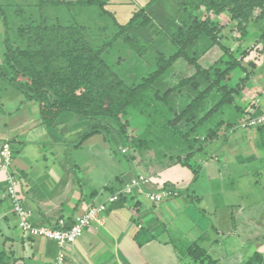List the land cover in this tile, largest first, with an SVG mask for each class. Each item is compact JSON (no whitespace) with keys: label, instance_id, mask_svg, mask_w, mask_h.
I'll list each match as a JSON object with an SVG mask.
<instances>
[{"label":"crops","instance_id":"1","mask_svg":"<svg viewBox=\"0 0 264 264\" xmlns=\"http://www.w3.org/2000/svg\"><path fill=\"white\" fill-rule=\"evenodd\" d=\"M155 3L164 5L163 0ZM253 87L248 86L246 93ZM256 92L239 123L242 132L237 134L235 126L197 155V174L183 164L160 169L153 164L157 169L147 172L127 155L119 159L102 133L72 145L70 138L79 140L89 128L88 119L66 113L48 126L37 105L0 78V149L6 141L12 145L19 190L35 225L60 218L73 221L89 206L123 189L138 172L150 177L148 189L174 191L158 204L145 197H123L110 204L100 221L74 243L61 247L22 231L6 175L0 171V256L20 259V264H59L60 253L65 255L63 264H196L187 251L198 245L207 250L210 264H264V124L243 125L264 112V91ZM97 146L100 153L105 148L111 162L104 179L96 155L93 164L86 166L91 162L87 157L82 166L68 160L74 147L94 151ZM226 195L232 200L225 201ZM182 213L187 218L183 224L176 222Z\"/></svg>","mask_w":264,"mask_h":264},{"label":"trees","instance_id":"2","mask_svg":"<svg viewBox=\"0 0 264 264\" xmlns=\"http://www.w3.org/2000/svg\"><path fill=\"white\" fill-rule=\"evenodd\" d=\"M156 1L151 0L147 7ZM101 3L102 0H39L36 5L29 2L17 4V20L0 3V23H4L5 27L3 43L0 40L3 46L0 78L21 92L27 102L36 104L43 122L48 126H54L56 120L66 113L88 119L89 128L82 133L77 146L95 134L102 133L108 138L111 129L116 126L118 134L115 130L113 134L125 140L129 148L125 155L131 160L136 161L138 155L151 154L146 156L148 161L144 163L147 172L156 168L153 164L160 166L157 167L159 169L183 164L197 174L193 158L205 153L214 140L226 136L248 113L249 106L244 107L235 100L236 96L243 95L251 72L244 60L253 46L243 49L241 42L250 33L249 28H254L261 30L256 34L258 40L264 43V0H187L183 5L190 6L186 10L191 23L186 20L182 25L179 21L180 26L173 33L164 30L157 33L164 34L176 51L169 55L160 52L152 67H143V73L144 68L147 72L138 80L129 79L121 73L119 64L129 61L122 60L121 55L115 57V54L124 53L126 48L117 50L113 42L122 39L124 44H131L130 48L143 55V50L134 44L136 40L128 38L126 31L136 26L151 27L153 18L146 13V9L131 17L115 34L114 40L108 43H102L99 30L92 27L64 24L58 15L55 17L57 22H50L49 16L58 5L91 7ZM202 5L217 15L226 13L231 21H235L231 31L239 34L237 50L241 53L240 58L222 42L223 31L228 25L217 26L208 15L201 17L195 14ZM35 7L41 10L37 16L34 15ZM44 9H49L48 19L41 14ZM142 13L149 18L141 21ZM171 16L174 19L173 13ZM202 36L210 40V45L198 57L190 49ZM216 49L222 53L213 62L210 59L206 61ZM181 58L192 68L191 74L182 76L162 94L157 83L168 76ZM250 65L255 67L254 61ZM238 68L243 69L246 76L239 85L231 86L228 84L230 74ZM202 81H206L207 86L204 87ZM183 92L192 96L191 102L179 114L174 108L176 120H170L168 110L158 111L168 121L157 123L160 131L155 139L130 134L128 129L132 126L135 113L149 106H158L154 102L170 104L174 93L181 95ZM150 95L154 97L148 99ZM154 110V113L157 112ZM178 120L184 125L178 126ZM187 253L196 264L211 263L207 250L198 245L190 247ZM0 264H20V259L1 255Z\"/></svg>","mask_w":264,"mask_h":264},{"label":"rangeland","instance_id":"3","mask_svg":"<svg viewBox=\"0 0 264 264\" xmlns=\"http://www.w3.org/2000/svg\"><path fill=\"white\" fill-rule=\"evenodd\" d=\"M151 0H102V6L99 4H96L91 7H82V6H76V7H69L68 5H58L57 8L53 10V13L50 18V22H57L58 20L55 19V17L58 15L60 16L61 20L64 24L72 25L74 24H80L82 26H89L92 27L95 30H99V38L102 41V43H108L115 37V34L119 30H121V26L125 25L129 22L131 17H133L136 13H140L141 10L146 9V13L153 18V22H151V27L147 28H141L140 26L132 27L126 31V34L129 36L128 38L135 39L136 41L134 44L140 48V50H143V55L139 54L137 51L130 48V45L124 44L122 42V39H117L113 42V45L117 50H122V47L126 48L124 53L115 54L117 56L121 55L122 60H128L129 62L126 64H119V69L122 71L121 73L126 75L129 79L133 78L134 80H138L141 78V76L146 73L145 68H150L153 66L155 58L160 52H163L165 54L174 53L176 51L175 46L170 42V40L164 35H157L159 31L164 30L165 32L173 33L177 29L178 26H180L179 21L182 22V25L186 23L185 21L188 20L189 23H191V18H189V11L186 10V8H190V6H184V2H187V0H163L164 5L158 4V3H152L150 7H147ZM190 1V0H188ZM193 0H191L192 2ZM31 3V5H36L39 0H18L15 2V0H0V3L4 4L7 8L8 12L10 13V16H13L15 20L18 17L16 15L17 8L15 5L17 4H27ZM165 10V11H164ZM35 13L34 15L37 16L41 10L39 7H35L34 9ZM48 11V12H47ZM52 11V10H51ZM48 13L49 9H44L41 14H44L46 18L48 19ZM173 13L172 18L171 14ZM147 14L142 13L140 16V20H146V18H149ZM198 16L204 17L208 15L209 18H211L217 26L221 25H228L227 28L224 29V38L222 39L223 44L229 48L234 50L235 56L238 58L241 57V53L237 50L239 43V34L236 32H232V28L234 27L235 21H231L230 17L226 13L216 14L212 11H209L205 5H202L196 13ZM70 18V19H69ZM176 19V21H175ZM61 22V21H60ZM175 22V23H174ZM177 22V23H176ZM230 24V25H229ZM187 26V25H185ZM188 27V26H187ZM91 28V29H92ZM167 29V30H166ZM5 30L4 23H0V32L2 31L0 35V40L3 43V32ZM14 30V27H13ZM250 33L247 37L243 39L241 42L243 45V49H250L253 46V50L250 51L249 55H247L246 59L244 60V63L247 65L250 72V78L247 84L248 86H254L252 89L253 91H250L246 93V91H243V95L241 97L236 96L235 100L237 104H240L242 106H247L249 104L251 97L253 96V99L255 98L257 92L264 91V83L261 84L262 80L264 79V43L259 41L257 38V32L260 33L261 30H256L254 28H249ZM210 40L206 38L205 36H202L190 49L191 53H195L196 56L200 57V54L205 49L209 48ZM3 46L0 45V59H1V53ZM222 51L220 49H216V51L211 52L208 55V58L206 61L210 59L211 62L214 61L215 58H217ZM255 63V67H252L250 65L251 62ZM206 64H209L208 62ZM143 67L144 73H143ZM138 70H140L138 72ZM149 70V69H147ZM192 72V68L188 65L187 61L183 58L179 59L178 62L172 67V69L169 71L168 76L165 77L164 80L157 83V88L162 91V94L169 88H172L180 79H182V76L190 75ZM248 75V74H247ZM246 76V72L243 69H236L230 74V80L229 83L231 86H236L241 83V79ZM261 80V81H260ZM208 83L206 81H202V85L205 87ZM263 93V92H262ZM180 94V93H179ZM178 93H174L170 97V104H162L160 102H154V104H158V106H149L148 108L144 109L141 112H137L133 115L132 119V126L129 127V132L132 136L138 135L140 138L147 137V139H155L158 136V132L160 131V127L157 126L158 124H163L164 122L168 121L164 116H162L158 111H165L167 110L170 112L172 119L170 120H176L177 115L176 112H181L184 108L187 107L188 103L191 102V97L188 95V93L183 92L181 95ZM186 96H182V95ZM189 96V97H187ZM154 97L153 95H150L148 99H151ZM187 97V99H186ZM212 106V104L210 103ZM209 105V106H210ZM154 108L157 110V112L154 113ZM175 108V109H174ZM152 112V113H151ZM245 119V118H244ZM155 121V122H154ZM183 123V122H182ZM178 120V126H183ZM173 126V125H172ZM112 133H109V141L111 142L112 146L118 151L119 159L121 155L126 156L124 153L121 152V147L126 145V142L124 139H118V141L113 138V132L114 130L117 132L119 131V128L116 126H113ZM244 127L242 125L236 126L235 130L237 131V134H240L242 131L240 129H243ZM229 132H227L228 134ZM226 134V135H227ZM99 136H97L98 138ZM224 137V136H222ZM221 138V137H220ZM218 138V139H220ZM72 141V145L78 141L77 137H71L70 140ZM216 139V140H218ZM94 151H89L88 147H74L72 152V160L68 158L70 161V164H74L76 166L77 164L79 166H82L81 162H83V157H87L90 159V163L84 164L91 165L93 164V156L96 155V160L98 162L101 160L102 162V173L103 179L105 177H108V171L107 168L110 166V159L107 157L108 152L103 149L100 153V148L94 147ZM153 150V149H152ZM96 152V153H95ZM148 155H151L148 153ZM146 155V156H148ZM144 155H138L136 157L135 164L138 168L143 169L146 167L144 163L148 161ZM88 159V160H89ZM143 159V160H142ZM51 160V159H50ZM93 160V161H92ZM199 161V157L196 155L192 162L195 164ZM77 165V166H78ZM112 165V164H111ZM113 166V165H112ZM117 164L115 163L113 166V170L117 168ZM112 168V167H111ZM110 168V169H111ZM96 173L97 171L94 170ZM241 169L237 168V172L240 173ZM206 172V171H205ZM202 173V177L205 176L204 173ZM98 174V173H97ZM225 173L223 172V175ZM242 181H245L244 179ZM237 183H240V179L236 181ZM209 198V197H208ZM225 201H230L232 198L230 196L224 197ZM210 200V198H209ZM201 203V202H199ZM199 203L196 202V204L199 206ZM187 218L183 215V213L180 215V218L176 219V222H179L181 224L186 223L185 221ZM182 229H188V226H181ZM167 237L166 235H163Z\"/></svg>","mask_w":264,"mask_h":264},{"label":"built area","instance_id":"4","mask_svg":"<svg viewBox=\"0 0 264 264\" xmlns=\"http://www.w3.org/2000/svg\"><path fill=\"white\" fill-rule=\"evenodd\" d=\"M264 124V112L257 116L248 118L244 126H258ZM129 148L121 147L122 153H127ZM0 171L6 175L7 192L14 203V211L19 217L20 228L23 232L31 236H41L57 242L61 247L74 243L81 237L85 230L97 221H100L101 214L105 212L108 206L123 197H132L139 199L145 197L152 203L158 204L166 197L171 196L174 191L168 189L150 190L148 184L150 177L138 172L136 176L128 182L123 189L112 192L106 200L101 203L89 206L84 213L75 217L73 221H67L60 218L58 221L47 225H35L32 222L33 214L25 207L23 198L19 190V178L14 168V152L9 141L3 143L0 149ZM65 260L64 253H60L58 263L63 264Z\"/></svg>","mask_w":264,"mask_h":264}]
</instances>
